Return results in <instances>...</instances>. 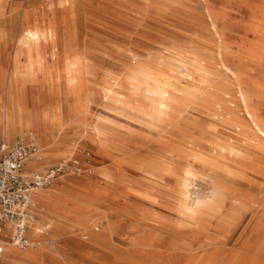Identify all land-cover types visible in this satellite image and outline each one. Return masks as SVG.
Returning <instances> with one entry per match:
<instances>
[{"label": "rangeland", "instance_id": "1", "mask_svg": "<svg viewBox=\"0 0 264 264\" xmlns=\"http://www.w3.org/2000/svg\"><path fill=\"white\" fill-rule=\"evenodd\" d=\"M14 65L22 121L48 119L9 140L34 132V173H80L36 191L45 242L0 264H41L37 247L61 249L44 264H264V0H0L3 129Z\"/></svg>", "mask_w": 264, "mask_h": 264}, {"label": "built area", "instance_id": "2", "mask_svg": "<svg viewBox=\"0 0 264 264\" xmlns=\"http://www.w3.org/2000/svg\"><path fill=\"white\" fill-rule=\"evenodd\" d=\"M36 149L33 131H23L12 142L0 139V254L4 252L5 241L17 248L40 243L27 235L30 221L37 218L33 190L80 173L78 159L70 158L43 173L27 174L25 164Z\"/></svg>", "mask_w": 264, "mask_h": 264}, {"label": "bare ground", "instance_id": "3", "mask_svg": "<svg viewBox=\"0 0 264 264\" xmlns=\"http://www.w3.org/2000/svg\"><path fill=\"white\" fill-rule=\"evenodd\" d=\"M11 21V20H10ZM6 26V25H5ZM12 32V31H11ZM8 37V35H7ZM13 37V36H12ZM15 53V52H14ZM10 71V70H9ZM67 72V71H66ZM65 72V73H66ZM67 74V73H66ZM67 77V76H66ZM145 77V76H143ZM26 79V73L25 71H22L21 68H18L16 65H14V68H13V71L12 73L10 74L9 78H8V85H7V119H6V127L3 129L2 125H1V122H0V134H3L5 133L6 135V138H5V141H11L9 140V137L11 134L13 133H17L19 131V128L20 127H26L27 126V123L30 122L33 118L38 121V122H42L43 125L46 124V121H47V114H44V113H41V114H36L35 116H33L32 114L28 116V119H27V122H23L22 121V118H25V117H20V115L22 114H25V111L23 109H21L19 107V103L21 102H24L25 101V98L23 96V94H20L19 98L17 97L16 95V92H15V89H20V92H22V86L24 83H26L25 80ZM51 79V78H50ZM49 79V80H50ZM51 81V80H50ZM159 83V82H158ZM50 84V82H49ZM160 84V83H159ZM165 85V84H164ZM167 87V85H165ZM24 88V87H23ZM51 88V86H50ZM26 89V87H25ZM52 89V88H51ZM162 92V91H161ZM165 92V91H164ZM164 94V93H163ZM27 96V95H26ZM145 98V97H144ZM148 100V99H147ZM23 104V103H22ZM161 105V104H160ZM164 107V105L162 106ZM24 108V107H23ZM167 109V108H166ZM53 111V110H52ZM22 112V113H21ZM21 113V114H20ZM54 113H52L53 115ZM180 114V113H179ZM54 116V115H53ZM55 122V121H53ZM41 134L43 135L44 137V142L45 141H48L49 139V134L47 133L46 130H43V132H41ZM36 142H37V149L35 151V153L32 155L31 159L30 160H33V164H36V163H39L40 162V157H41V148L39 147L38 145V141H37V136H36ZM64 151V149H63ZM65 152H69L71 153V149L70 148H65ZM28 160L25 164V168H26V173L27 174H35L34 172H30L28 170V168L26 167L27 163L30 161ZM63 161H65V159H63ZM62 162V161H61ZM31 163V164H32ZM43 189V187H38V188H35L32 192V197H33V201H34V192L38 191V190H41ZM212 202V201H211ZM35 203V201H34ZM35 207H36V203H35ZM34 221V219L32 220ZM30 221V223L32 222ZM29 223V225H30ZM37 225V224H36ZM28 235V234H27ZM29 236L31 238V240H39L40 243L37 244L36 246L40 247L42 245V243L44 244L45 242V237L41 234V228L37 225L35 227H32L30 228V231H29ZM11 246L13 248H16L15 246H13L9 241H5V244H4V252L7 248V246ZM33 248V249H28L24 255L28 258H33V259H37L39 261V263L41 264H44L42 261V257L48 255V254H51V256H53L54 258H57V256L61 255V249L59 248H56V247H51L47 250H39L40 248ZM27 248V247H26ZM26 248H23V249H26ZM19 249V248H18ZM13 250V249H11ZM67 251V250H65ZM3 252V253H4ZM68 252V251H67ZM71 252V251H70ZM75 252V251H74ZM3 253H1L0 255H2ZM64 253V252H63ZM70 255V254H69ZM17 257V256H16ZM9 259L10 260H14V256H9ZM59 260V259H57ZM59 263L61 264H64L62 263L61 261H58Z\"/></svg>", "mask_w": 264, "mask_h": 264}, {"label": "crops", "instance_id": "4", "mask_svg": "<svg viewBox=\"0 0 264 264\" xmlns=\"http://www.w3.org/2000/svg\"><path fill=\"white\" fill-rule=\"evenodd\" d=\"M5 138H6V135H5V133H4V138H2V139L5 140ZM12 141H13V140L8 141V142H12ZM29 170L33 172V170H31V169H29ZM35 193H36V192H34L33 196H35ZM9 248H11V249H16V248H13V247H11V246L8 245L6 249H9Z\"/></svg>", "mask_w": 264, "mask_h": 264}]
</instances>
